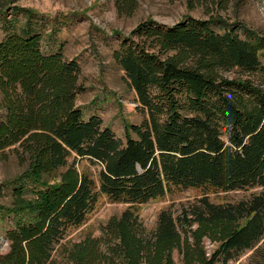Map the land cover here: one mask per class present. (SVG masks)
<instances>
[{
    "label": "trees",
    "instance_id": "1",
    "mask_svg": "<svg viewBox=\"0 0 264 264\" xmlns=\"http://www.w3.org/2000/svg\"><path fill=\"white\" fill-rule=\"evenodd\" d=\"M136 4L115 0L125 15ZM13 9L25 22L0 39V153L25 168L0 209V264H176L175 251L180 264H264V35L213 16L139 21L113 58L146 116L121 139L76 104L79 63L45 53L35 13ZM187 190L198 197L178 215L140 219L139 206ZM234 191L245 195L219 197ZM102 199L126 207L99 235L66 240Z\"/></svg>",
    "mask_w": 264,
    "mask_h": 264
},
{
    "label": "rangeland",
    "instance_id": "2",
    "mask_svg": "<svg viewBox=\"0 0 264 264\" xmlns=\"http://www.w3.org/2000/svg\"><path fill=\"white\" fill-rule=\"evenodd\" d=\"M136 8L130 15L117 12L115 0H0V39L11 30L20 28L25 18L15 13L13 7L28 8L35 13L31 26L42 36L45 53L60 51L64 58L75 59L80 66V82L84 90L76 104L84 117L99 116L103 125L109 126L116 136L124 138L127 123L139 124L146 116L137 107L136 95L124 77L123 70L115 62L113 52L118 48L122 36L141 20L151 17L159 23L172 25L190 15L195 18L219 17L228 23L242 24L252 31L264 35V0H136ZM264 64V60H262ZM229 77L235 72L226 73ZM3 111L0 109V119ZM79 171L96 175L98 166L79 159ZM23 164L11 148L0 153V209L12 205L11 180L23 172ZM245 195L242 191L221 194L228 200ZM197 192L187 190L166 195L159 200L139 206V216L151 228L162 209H169L174 216L194 202ZM218 199V198H217ZM126 204L102 199L87 221L72 230L66 240H79L87 234L99 235L100 227L114 215H119ZM3 213V212H1ZM0 213V252L8 249L4 229L11 223L10 217ZM207 246L211 245L206 242ZM250 252H245L244 260ZM176 264L180 256L175 251ZM232 264H238L234 262Z\"/></svg>",
    "mask_w": 264,
    "mask_h": 264
}]
</instances>
